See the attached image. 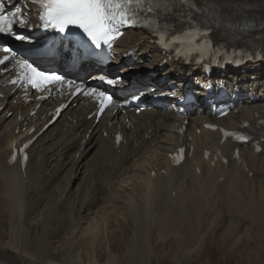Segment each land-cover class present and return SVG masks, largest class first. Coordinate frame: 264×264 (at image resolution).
Masks as SVG:
<instances>
[{
	"label": "bare ground",
	"instance_id": "6f19581e",
	"mask_svg": "<svg viewBox=\"0 0 264 264\" xmlns=\"http://www.w3.org/2000/svg\"><path fill=\"white\" fill-rule=\"evenodd\" d=\"M210 1L219 16H235L242 8L233 3L248 0ZM251 2L244 17L264 22V0ZM189 11L179 6L168 22L178 26L179 14ZM143 33L129 30L116 52L145 43L149 35ZM259 40L264 45V29L241 42ZM138 55L156 61L165 56L152 43ZM162 65L166 71L178 70L167 60ZM255 66L263 68L260 61L248 65ZM239 75L241 83L248 80ZM50 104L41 102L27 119L33 104L12 96L0 111V264H152L159 246L154 242L167 241L172 242L165 252L172 250L181 261L209 247V233L226 242L239 232L254 237L264 225V141L260 153L248 147L236 157L237 144L221 142L218 131L204 129L207 116L188 118L181 131V118L158 110L140 115L116 111L92 127V119H86L90 109L77 102L28 147L24 166L9 164L12 144L25 140L31 126L38 131L49 119ZM263 114L264 103L246 105L216 122L234 128ZM179 146L185 148V159L171 165L167 154ZM59 239H65L62 245L55 244Z\"/></svg>",
	"mask_w": 264,
	"mask_h": 264
},
{
	"label": "snow or ice",
	"instance_id": "6c2138e0",
	"mask_svg": "<svg viewBox=\"0 0 264 264\" xmlns=\"http://www.w3.org/2000/svg\"><path fill=\"white\" fill-rule=\"evenodd\" d=\"M189 2L190 0H31V3L36 6L38 19L45 29L53 28L59 33H65L70 28H77L97 48L102 44L111 47L112 42L122 34L123 27L135 26L141 22L143 16L148 18L144 26H153V32L160 35L159 42L164 46L179 45V51L185 55L196 52L204 57L209 56L217 51L213 48L212 41L207 39L210 28L202 26L190 16L186 22L181 21V23H186L187 27L176 30L172 25L158 22L163 19L162 15H155L162 6V11L166 14L171 11L170 5L188 4ZM196 11L201 10L196 9ZM24 22L23 19L20 20L21 24ZM0 33L15 34L12 18L4 13H0ZM169 36L170 40H165V37ZM16 38L25 39L19 35ZM2 51L10 55L0 58V65L9 62L15 55L8 47H3ZM17 64L23 70L20 80L28 81L33 88L39 87L40 84H52L63 80V77L56 73L42 71L27 60L17 61ZM115 82L108 81L110 84ZM11 83L16 84L17 81L13 79ZM76 91L79 92L80 89L77 88ZM99 96L103 98L100 109L103 112L104 107L112 102V97L102 92ZM240 139H246V137H240ZM20 152L23 153V149H20ZM12 159H15V155Z\"/></svg>",
	"mask_w": 264,
	"mask_h": 264
},
{
	"label": "rangeland",
	"instance_id": "374dc122",
	"mask_svg": "<svg viewBox=\"0 0 264 264\" xmlns=\"http://www.w3.org/2000/svg\"><path fill=\"white\" fill-rule=\"evenodd\" d=\"M115 225L116 224L113 226L115 228L120 226ZM243 225H245V223H243ZM259 227L261 228H257L256 231L258 234L254 237L247 236L246 232H239L237 235H232V237H234L229 238L226 242L219 238L221 235L217 237V233L213 235L209 233L205 238L206 246L209 247L205 248L198 256L192 254L191 257L186 256L183 258L184 260L181 261L177 259V253L175 256L172 250H169L167 253L165 252L167 247L170 246L169 243L172 241H167L164 244L162 243V245L154 242V244L159 246L156 247L158 251H156L155 257L154 255L152 256V264H264V225ZM118 237L119 236L113 237V242L116 243V245L119 244ZM64 240H60L55 244L62 245ZM117 251H120L118 247ZM102 258H105V255H103Z\"/></svg>",
	"mask_w": 264,
	"mask_h": 264
}]
</instances>
